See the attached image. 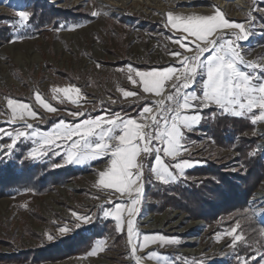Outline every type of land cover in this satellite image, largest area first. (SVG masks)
Listing matches in <instances>:
<instances>
[{"label":"rangeland","instance_id":"obj_1","mask_svg":"<svg viewBox=\"0 0 264 264\" xmlns=\"http://www.w3.org/2000/svg\"><path fill=\"white\" fill-rule=\"evenodd\" d=\"M3 1L12 3L0 6V17L6 16L0 18V30H3L2 36L7 38L0 44V50L5 52V57L0 60V113H6L0 115V128L6 132L23 128L25 123L33 125L32 129H27L29 132L33 130L49 132L61 119L69 125H74L85 119L108 117L117 113L121 116L138 117L145 105H151L159 98L140 92L127 80L128 65L139 70L180 66L177 58L169 54L171 51L184 52V49L169 39L178 33L170 27H164L166 22L164 14L169 11L181 14H211L218 8L223 11L226 18H235V20L227 18L230 21L245 22L246 26L251 13L255 20V24L252 25L253 35L240 43L246 60L264 59L262 23L264 0H229L242 6L238 10L231 9L229 13L220 8L216 0H162L160 5H156L158 10L136 6L135 1L126 8L112 6L108 7L109 10L102 9L97 0H0ZM43 4L55 10L60 9L77 15L66 23L60 22L59 25L78 23L82 26L71 31L67 29L55 31L47 27L35 33L33 25L29 22L33 17L31 11L33 6ZM200 8H208L210 11L203 12ZM94 9L100 10L102 14L98 17L91 16ZM17 11L31 13L30 20L23 26L17 23ZM104 12L108 15H104ZM83 14H87V18ZM14 35L22 36L23 39L7 43ZM185 43L192 46L190 41ZM185 54L193 55L190 52ZM207 55L206 53L205 56ZM97 62L102 67L96 68ZM69 84L79 87L84 94L78 104L67 100L60 103L63 97L59 94H57L59 98H53L50 91L52 87H64ZM118 86L140 92L139 98L125 99L117 91ZM37 90L57 109L56 112H48L35 102L33 93ZM200 90L201 78L198 77L197 83L189 91L199 93ZM5 97L30 104L38 113V118L25 117L24 121L9 123L10 112L6 107ZM113 100L116 103H113ZM73 112H80L83 115L74 117L71 115ZM217 118L248 122L252 129L234 136V140L242 137L254 138L253 147L248 155L257 156L264 162L263 144L258 134V129L264 126V122L253 126L247 118L222 114L215 106L203 109L200 124L194 131L186 133L191 154L185 153L184 156L199 161L193 168L187 170V178L174 184L162 185L147 178L146 172L145 197L141 212L136 217L138 229L147 235L174 236L179 238L180 243L165 247L153 244L138 251L139 256L156 251L166 258L163 261L144 259L141 261L143 264H240L237 257L247 259L248 264H260L261 255H264V244L256 245L246 254L240 253L237 249L244 246L245 242H237L233 248L230 236L223 235L219 241L216 240L218 233L230 230L237 222L240 225L241 221L248 223L247 217L238 219L234 214L222 213V209H219L222 211L220 214H215L217 209L214 208H217L218 200L215 203L207 200L205 203L200 198L198 202L196 199L195 203L192 199L178 202V208L166 207L160 212V200L147 191L149 189L153 194L157 192L161 194L166 190L168 195L177 196L179 199L175 186L182 189H189L190 186L199 188L205 180L222 184L223 176L220 171L227 174L228 179L237 186H241L242 179L246 176V166L235 148L236 143L226 146L223 142L225 145H218L208 132L209 124L215 122ZM10 142L8 136L0 134V145ZM34 146L32 140L21 138L11 158L6 157L4 151L0 150L2 161L0 166L14 158L21 150L24 152L21 160H29L27 152ZM64 150V143H61L60 147L54 149L61 155H54V152L49 150L43 159L29 160L31 165L55 163L61 166L54 168L52 164L51 168L64 167L79 171L64 186L56 185L48 193L40 196L32 190H20L0 198V264H98V261H103L104 264H135L130 256L126 230L124 233H117L115 222L110 217L105 218L102 210L113 208L116 202L127 201V197H121L112 190L102 191L93 187L97 173L105 168L107 159L87 161L84 164H66L63 160ZM203 172L210 173L204 175ZM155 184L160 187L156 188ZM261 186L264 188V172L259 185L248 197L246 205L250 217L264 225V220L259 216L260 208L253 202V196ZM210 194L211 192H205V197L210 198ZM109 200L113 203L109 204ZM73 211L82 216L92 217V221L85 224L75 220L71 215ZM233 218L235 220L231 222ZM198 223H202L201 228L195 227ZM65 224L72 230L61 235L57 228ZM75 224L81 226L76 228ZM46 231L55 237L53 241L46 239L44 236ZM238 232L245 237L244 230L239 228ZM83 235L92 237L90 249L83 254H74L54 261L45 253L42 257L38 256L41 251L62 245L61 242L64 240L76 239ZM101 240L106 242L105 250L95 256H87Z\"/></svg>","mask_w":264,"mask_h":264},{"label":"snow or ice","instance_id":"obj_2","mask_svg":"<svg viewBox=\"0 0 264 264\" xmlns=\"http://www.w3.org/2000/svg\"><path fill=\"white\" fill-rule=\"evenodd\" d=\"M101 14V11L96 9L91 12L93 17ZM103 14L108 15L107 12ZM16 16L17 23L23 26L30 20L31 13L17 11ZM164 16V27H170L178 33L169 39L184 49V52L169 53L177 58L179 67L139 70L128 65L127 80L140 92L159 98L151 105H145L138 117L121 116L117 113L108 117L85 119L74 125H69L61 119L49 132H29L27 129H32L33 125L28 123L14 132H6L0 128V134L8 136L11 141L0 145V150L9 158L12 157L18 141L23 138L32 140L35 145L27 152L29 160L43 159L49 150H52L54 155H61L60 152L54 151L61 143H64L63 160L66 164H84L87 161L107 159V165L97 173L93 187L102 191L112 190L121 197H127V201L116 202L113 208L102 210L105 218L110 217L115 222L117 233H124L126 230L130 256L135 264H141L144 259H166L156 251H149L146 256L137 255L138 251L150 245L159 244L165 247L180 243L179 238L174 236L142 234L136 224V217L141 212L145 197L146 172L147 178L162 185H169L186 179L187 170L199 163L185 158L184 154H191L186 133L194 131L200 124L203 109L215 106L222 114L247 118L253 126L264 122V59L246 60L240 43L253 35L252 25L255 20L251 13L247 20L248 26L245 22L230 21L218 8L211 14H181L169 11ZM81 26L78 23L60 24L53 30L71 31ZM21 39L22 36L14 35L7 43H15ZM185 41H190L192 46ZM189 52L193 55L185 54ZM95 66L102 67L99 62ZM198 77L201 78L200 92L189 91L197 83ZM50 91L53 98H59L57 94L63 97L60 103L67 100L78 104L84 95L79 87L71 84L64 87L54 86ZM117 91L125 99L140 96L138 91L126 90L119 86ZM33 95L35 102L43 109L48 112L57 111L38 90L34 91ZM5 99L10 112L9 123L24 121L25 117L38 118V113L30 104L11 97ZM112 102L116 103L115 100ZM3 114L6 113H0ZM71 115L75 117L83 113L73 112ZM60 166L55 163L52 165L54 168ZM108 203L112 204L113 201L109 200ZM71 215L85 224L92 221V217L82 216L75 211ZM74 226L79 228L81 225ZM239 228L240 224L237 222L230 230L218 233L216 240L219 241L223 235L230 236L233 248L237 242L246 243L244 235L238 232ZM71 230L67 224L57 228L61 235ZM261 235H264V229ZM44 236L48 241L55 239L47 231ZM105 243L103 240L97 242L87 256H95L104 251ZM237 259L240 264H248L245 258ZM260 264H264V255H261Z\"/></svg>","mask_w":264,"mask_h":264},{"label":"trees","instance_id":"obj_3","mask_svg":"<svg viewBox=\"0 0 264 264\" xmlns=\"http://www.w3.org/2000/svg\"><path fill=\"white\" fill-rule=\"evenodd\" d=\"M33 17L29 21L33 27L35 33L43 31L45 28L53 30L59 26L60 22H68L72 20L71 17H77V15L70 14L68 11L55 10L49 8L46 5H35L32 8ZM87 18V14H83ZM83 15H78L83 17ZM6 16H2L3 18ZM70 23V22H69ZM3 30H0V44L2 41H6L7 38L2 36ZM230 123V128H229ZM208 132L214 137L218 145H222L225 142L226 146L236 143L235 148L240 153L241 158L246 166V176L242 179L241 186H237L234 182L228 179L227 174L223 176L222 184H214L209 180H205L204 184L199 188L190 186L189 189H182L175 186V192L177 196L168 195V191L163 190L161 194L151 193L148 189V193L154 195L157 200H160L159 211H163L166 207L173 209L178 208V202L189 201L197 202L203 199L206 203L209 200L210 203H215L218 200V206L215 214L222 213L234 214L236 218L243 219L247 217L249 222L241 221L240 230H244L245 241L244 246L238 247L240 253H248L252 251L256 245L264 244V235H261L264 225H260L253 218L250 217L249 209L246 205V201L251 193L257 188L263 177L264 162L259 157H250L248 153L251 151L254 143V138H234L239 134L250 131L252 126L246 121L217 118L215 122H212L208 126ZM235 136V137H234ZM223 144V145H225ZM23 150L15 154V157L9 161H6L0 166V198L11 195L14 191L20 190H32L38 196L48 193L54 186H64L68 180L77 175L79 171L72 168H51V163L31 165L29 160H21ZM210 173V172H206ZM203 172L204 175H208ZM202 174V175H203ZM217 176V175H216ZM158 188L160 185L155 184ZM177 188V189H176ZM205 192H211L210 198L205 197ZM159 194V195H158ZM224 207V208H219ZM187 211V210H186ZM192 212V210H190ZM235 218L231 220L233 222ZM243 222V224H242ZM92 237L80 236L76 239L64 240L62 245H57L49 248L47 251H41L38 256L42 257L44 253L50 260H56L58 258H66L70 255H80L87 252L90 249Z\"/></svg>","mask_w":264,"mask_h":264},{"label":"bare ground","instance_id":"obj_4","mask_svg":"<svg viewBox=\"0 0 264 264\" xmlns=\"http://www.w3.org/2000/svg\"><path fill=\"white\" fill-rule=\"evenodd\" d=\"M59 1V0H57ZM132 1H135L136 6H141L142 8H155L154 10H158L157 9V4H161L160 2L162 0H97L99 6L102 8V9H105V10H109L108 7H123V8H126ZM216 3L219 4L220 8H223L224 10H226L225 12L231 10V9H235V10H238L240 8H242L241 4L239 3H231L229 0H216ZM7 5H12L11 1H7L6 2H0V6L4 7V6H7ZM152 5H154L155 7H153ZM150 10V9H149ZM201 11L203 12H208L210 10H208V8H200ZM192 11V10H190ZM195 11V10H193ZM161 12V10H159V13ZM229 19H232V20H235V18H232V17H227ZM5 57V52L4 50H0V60L2 58ZM258 134L261 136V143L263 144V149H264V126H261L259 129H258ZM68 189V188H67ZM253 202L257 204V207L260 208V217L262 220H264V188L263 186H261L257 192L254 194L253 196ZM150 220V219H149ZM160 221H162L160 219ZM154 223V222H153ZM196 228H201L202 227V223H198L195 225ZM190 255V253H187ZM139 255V254H137ZM99 263L98 264H104L103 261H98ZM141 264H143L141 262Z\"/></svg>","mask_w":264,"mask_h":264}]
</instances>
